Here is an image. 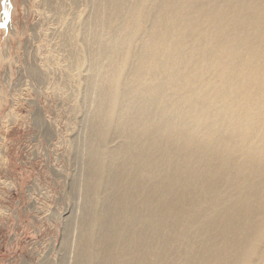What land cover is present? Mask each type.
Listing matches in <instances>:
<instances>
[{"label":"bare ground","instance_id":"obj_1","mask_svg":"<svg viewBox=\"0 0 264 264\" xmlns=\"http://www.w3.org/2000/svg\"><path fill=\"white\" fill-rule=\"evenodd\" d=\"M83 1L66 264H264V0Z\"/></svg>","mask_w":264,"mask_h":264},{"label":"rangeland","instance_id":"obj_2","mask_svg":"<svg viewBox=\"0 0 264 264\" xmlns=\"http://www.w3.org/2000/svg\"><path fill=\"white\" fill-rule=\"evenodd\" d=\"M86 11L83 0H0V264H66L85 113L61 45Z\"/></svg>","mask_w":264,"mask_h":264},{"label":"snow or ice","instance_id":"obj_3","mask_svg":"<svg viewBox=\"0 0 264 264\" xmlns=\"http://www.w3.org/2000/svg\"><path fill=\"white\" fill-rule=\"evenodd\" d=\"M5 4H7V0H5ZM4 17L8 21H10V19H11L10 13L7 11L4 12ZM0 26H3V25H0Z\"/></svg>","mask_w":264,"mask_h":264},{"label":"water","instance_id":"obj_4","mask_svg":"<svg viewBox=\"0 0 264 264\" xmlns=\"http://www.w3.org/2000/svg\"><path fill=\"white\" fill-rule=\"evenodd\" d=\"M7 26V24H4L3 26H0V28H4V27H6Z\"/></svg>","mask_w":264,"mask_h":264}]
</instances>
